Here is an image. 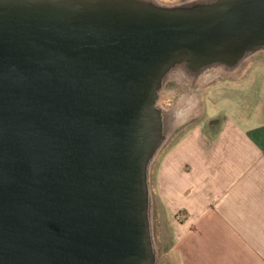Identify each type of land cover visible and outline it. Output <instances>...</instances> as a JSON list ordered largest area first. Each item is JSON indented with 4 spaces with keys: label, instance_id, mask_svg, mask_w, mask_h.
Masks as SVG:
<instances>
[{
    "label": "water",
    "instance_id": "95a60500",
    "mask_svg": "<svg viewBox=\"0 0 264 264\" xmlns=\"http://www.w3.org/2000/svg\"><path fill=\"white\" fill-rule=\"evenodd\" d=\"M262 44L264 0H0V264H153L154 86Z\"/></svg>",
    "mask_w": 264,
    "mask_h": 264
},
{
    "label": "crops",
    "instance_id": "0c3cea01",
    "mask_svg": "<svg viewBox=\"0 0 264 264\" xmlns=\"http://www.w3.org/2000/svg\"><path fill=\"white\" fill-rule=\"evenodd\" d=\"M220 88L161 155L156 195L179 264H264V98Z\"/></svg>",
    "mask_w": 264,
    "mask_h": 264
},
{
    "label": "rangeland",
    "instance_id": "374dc122",
    "mask_svg": "<svg viewBox=\"0 0 264 264\" xmlns=\"http://www.w3.org/2000/svg\"><path fill=\"white\" fill-rule=\"evenodd\" d=\"M164 1L166 4H183L187 3L189 0ZM249 59V63L243 62L240 66L238 65L235 67L233 72L222 65L208 66L199 71L203 72L204 76H206L208 72L211 73L216 71L218 72V76L209 81L211 83L204 94V100L198 116H200L203 111H205L204 104L207 103L208 95L210 96L209 92L212 91L213 88L221 87L222 89L220 88L219 90L220 95L222 96L229 94L248 98L252 96L264 98V51L260 50L252 54ZM226 74H228V76H226ZM160 82L163 81L160 80L157 84V87H159ZM158 103L161 108L167 106L168 101L164 98L163 93H161ZM194 120L195 119L190 121L183 128L177 129L173 132H169L167 129V131L165 130L164 132H161V125L158 124V127L155 131L154 146L152 151L155 148H157V150L155 152L151 166L149 168H145L144 174L146 190L145 215L150 234V244L153 252V264H179L178 256L173 249L175 242V222L174 219L170 218L164 213V210L160 205L156 195V168L158 161L165 149L176 138H178L184 129H186ZM147 193H149V197L147 196Z\"/></svg>",
    "mask_w": 264,
    "mask_h": 264
},
{
    "label": "clouds",
    "instance_id": "9594fccd",
    "mask_svg": "<svg viewBox=\"0 0 264 264\" xmlns=\"http://www.w3.org/2000/svg\"><path fill=\"white\" fill-rule=\"evenodd\" d=\"M210 83L204 80L203 72L194 71L190 63H185L181 59L167 70L159 87L154 86L156 99L152 108L160 114L169 132L183 128L198 118L204 94ZM161 93L168 101L164 108L158 103Z\"/></svg>",
    "mask_w": 264,
    "mask_h": 264
},
{
    "label": "bare ground",
    "instance_id": "6f19581e",
    "mask_svg": "<svg viewBox=\"0 0 264 264\" xmlns=\"http://www.w3.org/2000/svg\"><path fill=\"white\" fill-rule=\"evenodd\" d=\"M126 1L139 2V3L145 4V5H150V6L161 8V9H180L182 11L194 12V11L201 10L203 8L208 7L215 0H189L187 3H183V4H166V3L160 2L159 0H157V1L156 0H126ZM260 50L264 51V44L248 48L243 54H241L240 56H238L236 59H233V60H229V59L224 60V61L214 60V61L205 62V63H199V62L193 61L187 54L181 53L178 56H176L174 58V60L169 64V66L165 70V72L162 75L160 80L163 81L164 75L166 74L167 70L171 66H173L174 62L178 61L179 59H181L185 63H190L192 69L194 71H198V72L200 70H202L203 68H206V67L212 66V65H222L225 68H227L228 70H232V72H233L235 67H237L238 65L240 66L243 62H248L250 60L249 57L252 56V54H254ZM232 67H234V68H232ZM217 76H218V72H216V71H213L211 73L208 72L207 75L204 76V80L210 81L211 79L216 78ZM226 76H228V74H226ZM159 116H160V114H159ZM159 124L161 125V127H160L161 132H164L167 128L165 127V125L161 119V116L159 119ZM156 150H157V148H155L152 151V153H150V155L146 161V167L145 168H149L151 166ZM147 196L149 197V193H147Z\"/></svg>",
    "mask_w": 264,
    "mask_h": 264
},
{
    "label": "built area",
    "instance_id": "2783aa9c",
    "mask_svg": "<svg viewBox=\"0 0 264 264\" xmlns=\"http://www.w3.org/2000/svg\"><path fill=\"white\" fill-rule=\"evenodd\" d=\"M159 1H160V2H163V3L165 2L164 0H159Z\"/></svg>",
    "mask_w": 264,
    "mask_h": 264
}]
</instances>
